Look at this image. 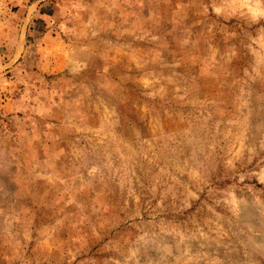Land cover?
Instances as JSON below:
<instances>
[{
	"label": "rangeland",
	"instance_id": "obj_1",
	"mask_svg": "<svg viewBox=\"0 0 264 264\" xmlns=\"http://www.w3.org/2000/svg\"><path fill=\"white\" fill-rule=\"evenodd\" d=\"M0 264H264V0H0Z\"/></svg>",
	"mask_w": 264,
	"mask_h": 264
}]
</instances>
